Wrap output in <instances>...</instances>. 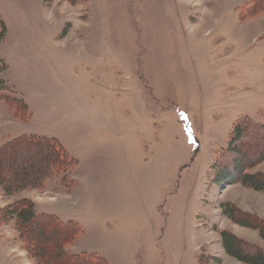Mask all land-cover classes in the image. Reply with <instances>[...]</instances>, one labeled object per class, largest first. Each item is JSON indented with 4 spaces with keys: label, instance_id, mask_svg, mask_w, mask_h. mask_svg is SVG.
Wrapping results in <instances>:
<instances>
[{
    "label": "rangeland",
    "instance_id": "374dc122",
    "mask_svg": "<svg viewBox=\"0 0 264 264\" xmlns=\"http://www.w3.org/2000/svg\"><path fill=\"white\" fill-rule=\"evenodd\" d=\"M254 1L0 0V149L52 137L76 160L43 190L0 187V212L29 199L37 215L79 224L66 252L110 264H243L221 231L264 248L221 211L264 220V192L215 185L211 171L238 120L264 124ZM0 264H38L15 219L0 222Z\"/></svg>",
    "mask_w": 264,
    "mask_h": 264
},
{
    "label": "trees",
    "instance_id": "16d2710c",
    "mask_svg": "<svg viewBox=\"0 0 264 264\" xmlns=\"http://www.w3.org/2000/svg\"><path fill=\"white\" fill-rule=\"evenodd\" d=\"M51 5L54 0H45ZM76 4L77 0H66ZM257 14L264 11V0H255L252 7ZM6 34L0 20V41ZM8 98V97H7ZM10 98V97H9ZM28 107L18 98L7 99ZM264 162V124L244 117L234 125L229 144L211 171L213 183L218 186L241 184L255 192H264V173L247 170ZM76 160L63 145L52 137L23 136L0 149V187L7 196L21 192L43 190L45 181L74 168ZM223 216L245 228L256 229L264 240V220L241 212L229 203L221 204ZM16 220L17 231L24 241L28 255L38 264H110L99 255L70 254L65 247L73 243L81 232L79 224L62 222L53 215H37L35 204L29 199L17 201L0 212V222ZM226 254L243 264H264V248L245 241L229 231L220 232ZM216 264L220 259L213 258Z\"/></svg>",
    "mask_w": 264,
    "mask_h": 264
}]
</instances>
